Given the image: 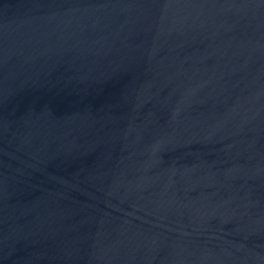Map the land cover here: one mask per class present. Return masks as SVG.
<instances>
[{
	"label": "water",
	"instance_id": "95a60500",
	"mask_svg": "<svg viewBox=\"0 0 264 264\" xmlns=\"http://www.w3.org/2000/svg\"><path fill=\"white\" fill-rule=\"evenodd\" d=\"M0 264H264V0H0Z\"/></svg>",
	"mask_w": 264,
	"mask_h": 264
}]
</instances>
